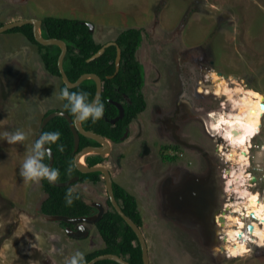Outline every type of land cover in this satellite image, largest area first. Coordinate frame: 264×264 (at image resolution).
<instances>
[{
	"label": "rangeland",
	"instance_id": "374dc122",
	"mask_svg": "<svg viewBox=\"0 0 264 264\" xmlns=\"http://www.w3.org/2000/svg\"><path fill=\"white\" fill-rule=\"evenodd\" d=\"M47 15L94 24V38L102 43L114 40L129 27L142 28L144 41L138 57L146 65L148 92L158 77L169 82L176 69L187 80L196 77V83L204 74L207 81L206 76L215 71L232 86L238 81L264 94V0H0V22L4 24ZM61 83V78L47 72L38 46L25 35L0 34V133L21 129L28 134L24 142L14 145L0 140V264H65L77 251L85 254L105 246L96 225L91 226L87 238L76 239L58 221L46 219L40 212L41 181L24 182L17 188L12 180L20 175L10 159L18 160V153L26 155L37 140L46 113L63 107L64 101L58 99ZM200 91L205 93L202 84ZM201 97L215 108L213 115L207 116L208 122L214 130H221V116L227 112L230 97L214 93ZM262 118L263 127L253 137L259 145L251 150L253 171L246 174L259 177L258 184L251 181L249 188L260 191L264 198V172L260 171L264 164V114ZM143 126L146 129V124ZM140 163V159L134 163V172L124 181L137 197L152 264H264V246L253 243L247 255L230 258L223 241L216 244L211 256L165 223L156 198L163 171L161 157L155 151L151 158L155 174L150 179ZM81 184L73 187L96 198ZM231 196L236 198L235 193ZM253 221L255 234L260 224Z\"/></svg>",
	"mask_w": 264,
	"mask_h": 264
},
{
	"label": "flooded vegetation",
	"instance_id": "af4514ba",
	"mask_svg": "<svg viewBox=\"0 0 264 264\" xmlns=\"http://www.w3.org/2000/svg\"><path fill=\"white\" fill-rule=\"evenodd\" d=\"M111 41L117 43L116 38ZM138 52L136 59L144 66L145 72V82L140 89L145 104L136 115H130V119L127 115V109L134 104L132 97L121 92V96L117 95L121 97L120 100L109 99L117 107V114L111 119L107 118V120L112 125L122 121L125 129L119 141L103 136L110 142L111 150L105 156L98 154L103 158V161L96 165L108 168L112 175L113 186L117 183L134 195L129 190L132 187L124 179L129 173L134 172L136 166L134 163L139 159L141 161L140 168L146 170L148 174L146 178L150 179L149 176L155 174V167L151 163V158L156 151L160 155L163 165V171L156 188V198L159 202L158 211L162 219L171 227H176L178 233L185 235L186 239L190 240L197 248L214 256L215 246L224 241L222 236L226 232L221 218H226L227 214L231 213L229 203L235 197L231 196L228 186L231 176L229 171H231L232 166L228 163L225 152L221 150L222 145L228 144L223 139L224 137H221L220 130H214V126L207 120V116L211 113L213 115L214 106L204 103L201 97L202 94H207L206 91H204L205 93L200 91V86L204 83L202 81L204 79L206 81L205 74L196 83V77H189L191 79L187 80L179 74L178 70L173 69L175 72L170 75L169 82H161L160 77H158L148 92L146 88V65L139 59ZM178 69L181 70L182 68L179 67ZM153 99H157V101L154 102ZM64 104L62 108H55V111H64ZM120 106L123 107L124 113L121 112ZM143 114H147L145 119L139 121ZM222 114L221 117L223 118L225 112ZM143 124H146V129H144ZM135 128L136 130H134ZM222 142L224 144H220ZM90 145L99 146L101 144H88L86 146ZM258 146L253 142L251 150L255 147L258 148ZM249 155L251 158V152ZM146 160L149 161L146 162ZM248 171L252 172V167H248L247 173H249ZM76 176H79L80 179L72 184L73 186L82 182L81 187H84L88 193L96 195V198L91 199L90 196H84L79 191L84 200L93 207L92 213L86 216L99 213L100 208L94 206L95 202L105 206V215L110 209L109 201L111 202L105 175L102 173V180L97 182L84 180L80 175ZM139 177L138 175L137 178ZM100 190L101 192L98 193ZM98 196L102 197L99 198ZM70 224L72 229H77V224ZM85 225L89 228L90 233L92 225L97 227V223H85ZM66 228L64 227L65 231Z\"/></svg>",
	"mask_w": 264,
	"mask_h": 264
},
{
	"label": "trees",
	"instance_id": "16d2710c",
	"mask_svg": "<svg viewBox=\"0 0 264 264\" xmlns=\"http://www.w3.org/2000/svg\"><path fill=\"white\" fill-rule=\"evenodd\" d=\"M4 23L0 22V26ZM42 31L46 38H60L67 42L68 52L65 57L64 67L71 81H76L84 73H96L103 80V92L100 102L104 104L105 112L102 119L93 123L91 120L83 122L87 130H93L102 136L119 141L124 134V123L118 122L112 125L107 118L111 119L117 114V107L109 99L120 100L121 92L128 94L133 99V105L127 109V115H136L145 104V100L140 94V89L145 82L144 66L136 59V53L140 49L144 33L142 28L129 27L123 30L116 38L117 44L122 49L121 67L115 76L117 45L109 46L104 54L89 61L95 53L106 43L98 42L94 38V33L90 31V26L86 21L55 15H47L42 18ZM7 32H19L26 36L29 42L38 46L41 60L47 72L53 76L61 78L59 69V56L61 47L58 45H42L34 35L33 25L13 28ZM68 87L63 81L60 90ZM69 88V87H68ZM70 92L86 91L89 93L88 100L92 102L97 91L96 81L93 79L85 80L80 86L69 88ZM119 95V96H117ZM65 103L67 101L65 100ZM73 118L74 114L69 109H63ZM55 111L49 110L46 115ZM45 115V116H46ZM127 123V121H126ZM59 131L60 138L55 143H47L55 152V164L53 169L59 170V176L56 181L63 182L71 179L76 175L82 176L84 180L100 181L102 180L101 172L83 173L75 165V137L67 118L57 116L53 118L46 126L43 133ZM88 144H98L97 141L81 135V147ZM57 145H63V152L58 150ZM49 156H45V163L49 164ZM90 166L96 165L103 161L98 155H90L86 159ZM42 188L46 198L42 202L40 212L45 215H67L70 217H82L92 213V205L84 200L82 194L77 191L73 185L57 186L42 180ZM115 194L124 212L130 216L140 227L143 226V216L138 207L136 197L129 193L124 187L115 183ZM69 190L73 193V202L68 205L66 194ZM110 209L97 222V228L104 239L105 246L92 250L84 254L83 264H87L94 257L105 253H116L131 264H143V250L140 240L133 228L118 213L112 203L109 201ZM61 226H70V223L61 221ZM96 264H119L112 260H101Z\"/></svg>",
	"mask_w": 264,
	"mask_h": 264
},
{
	"label": "bare ground",
	"instance_id": "6f19581e",
	"mask_svg": "<svg viewBox=\"0 0 264 264\" xmlns=\"http://www.w3.org/2000/svg\"><path fill=\"white\" fill-rule=\"evenodd\" d=\"M206 77L208 81L211 80L202 84L207 94L230 97V107L221 120L222 128L220 126L221 137H224L228 145H223L221 150L230 161L228 163L235 164L229 171L231 176L228 186L230 193H235L236 198L230 204L234 211H230L222 223L226 231L223 249L233 257H242L252 251L251 244L264 245V198L260 191L249 188L253 178L246 174L251 162L249 153L253 137L256 130L261 129L259 124L262 125L264 94L238 81L232 86L225 76L215 71ZM249 220H256L260 224L257 233L254 234L253 228L250 230ZM240 233L243 235L240 236Z\"/></svg>",
	"mask_w": 264,
	"mask_h": 264
},
{
	"label": "water",
	"instance_id": "95a60500",
	"mask_svg": "<svg viewBox=\"0 0 264 264\" xmlns=\"http://www.w3.org/2000/svg\"><path fill=\"white\" fill-rule=\"evenodd\" d=\"M26 24H32L33 25L35 38L40 44L46 45V46L58 45L61 47L62 51H61V54L59 56L58 64H59V69H60L64 83L69 88H75L77 86H80L85 80H88V79L95 80L96 84H97V91H96L95 98L93 99L92 102H95L97 100L99 101L101 96H102V92H103V80H102V78L96 73H84L83 75H81L78 78V80H76L74 82L71 81L70 78L68 77V74H67L65 67H64L65 57H66V54L68 52L67 42L60 39V38H56V37L46 38L43 35V31H42V19H40V18H27V19L16 20V21H12V22L3 24L2 26H0V34L7 32L13 28L24 26ZM86 24L90 26V31L92 33H94V29H95L94 24H92L90 22H86ZM114 44L117 45V49H118L117 58H116V71H115V74H117L120 70L121 60H122V49L117 43H114L112 41L105 43L98 50L97 53H95L91 58H89V61H93V60L101 57L104 54V52L106 51V49L109 46L114 45ZM220 74L222 75V73H220ZM211 85H212V83L209 86H211ZM205 86L207 87L208 85H205ZM116 104H118V103H116ZM120 107H121V112L124 113L123 107L122 106H120ZM262 108L264 109V97H263V102H262ZM57 116H63L65 118H67V120L70 123L71 129L74 133V137H75V149L74 150L76 152V154H75V165H76V167L78 168L79 171L84 172V173L102 172L105 175L104 178L106 180L108 193H109V196H110V199H111L113 206L118 211V213L125 219V221L136 232V234L140 240L142 250H143V260H144L143 264H151L150 248H149L146 236L143 232V229L130 216H128L124 212V210L120 206L118 200L116 199L115 192H114V186H113V179H112V175H111L110 171L105 166H101V165L90 166L86 162V156H88V155L102 154L105 156L107 153H109L111 150L110 142L106 138H104L102 135H100L99 133H97L93 130L85 129V127L83 126V122L78 123L76 121V118H73L69 113H67L65 111H61V110L53 111L44 117V119L42 120V123L40 125L39 131L37 133V139H39L40 135L43 134L48 123L53 118H55ZM115 120H113V121H115ZM259 125H260V127H262L261 123ZM81 135L86 136L88 138H91V139L97 141L98 143H100L101 145H99V146L90 145V146L84 147L83 149H80ZM44 147L51 149V156L49 157L50 161H49L48 165H49V167L53 168V166L55 164V152L47 144H45ZM79 179H80L79 176H75V177H73L67 181H63V182L55 181V182H53V184L57 185V186H70V185L74 184L75 182H77ZM252 181H256V177H254L252 179ZM44 199L41 201L40 209H41V205H42V202L44 201ZM94 206H97L98 208H100V211H99V213H97L93 216L70 217L67 215H45V214H43V215L46 217L47 220L58 221V222L64 221L67 223L77 224V229H75V230L72 229L70 226H67V228H66L67 233L70 236H73L75 238H86L90 234V230L85 225V223H89V224L97 223L103 217L104 212L106 210L105 206L102 203H99V202L96 203L95 202ZM221 220L224 221L225 219L221 218ZM249 228L251 230L253 228V224H250ZM239 235L242 236L243 234L240 233ZM101 260H112V261H115L119 264H131L128 260H126L125 258H123L122 256H120L116 253H105V254L98 255V256L94 257L92 260H90L87 264H96L97 262H99Z\"/></svg>",
	"mask_w": 264,
	"mask_h": 264
},
{
	"label": "clouds",
	"instance_id": "9594fccd",
	"mask_svg": "<svg viewBox=\"0 0 264 264\" xmlns=\"http://www.w3.org/2000/svg\"><path fill=\"white\" fill-rule=\"evenodd\" d=\"M89 93L86 91L70 92L68 87L60 90L58 99L67 101L64 107L69 109L74 114L76 121L85 122L91 120L93 123L100 120L104 116L105 107L100 101L89 102ZM61 133L59 131L46 132L40 135L39 139L35 140L31 148L27 151L22 164L20 165L19 175L25 183H39L42 180H47L53 183L59 176V170L49 167L45 163V156H51V149L45 148L47 143H55L59 140ZM28 138V134L16 129L14 132L5 131L0 133V140L7 142L8 145L22 143ZM58 150L63 152V145H57ZM68 205L73 202L72 190L66 194ZM84 254L77 251L70 259L66 260L65 264H83Z\"/></svg>",
	"mask_w": 264,
	"mask_h": 264
},
{
	"label": "crops",
	"instance_id": "0c3cea01",
	"mask_svg": "<svg viewBox=\"0 0 264 264\" xmlns=\"http://www.w3.org/2000/svg\"><path fill=\"white\" fill-rule=\"evenodd\" d=\"M19 154H21V153H18L17 155H18V160H15V158L13 157L12 159H10L11 160V162H10V165L12 164V165H16V167L17 168H19L20 169V165L22 164V161H23V159H24V157H25V155L24 154H21L20 156H19ZM20 160V161H19ZM13 181H15V186L17 187V188H19V186L21 185V183H22V185L24 184V181H23V179L21 180V177L20 178H13L12 179ZM32 184V183H31ZM30 184V185H31ZM43 192V195H41V197H43L42 198V200L46 197L45 195V192L44 191H42ZM152 264V263H151Z\"/></svg>",
	"mask_w": 264,
	"mask_h": 264
},
{
	"label": "built area",
	"instance_id": "2783aa9c",
	"mask_svg": "<svg viewBox=\"0 0 264 264\" xmlns=\"http://www.w3.org/2000/svg\"><path fill=\"white\" fill-rule=\"evenodd\" d=\"M263 127V126H262ZM262 129V128H261ZM258 134V133H257ZM260 171L261 172H264V164L263 165H260ZM254 177H256V182H254V181H252L253 183H255L254 185H257L258 183H257V179L259 178L258 176H256V175H254L253 173H250V178H254ZM261 179H263L264 180V173H263V178L261 177ZM232 203H234V202H232V200L230 201V203L229 204H232ZM230 211L232 212V211H234V207H233V205H231V208H230ZM251 219H253V218H251ZM249 222H250V224H253L254 223V221L253 220H249ZM248 223V222H247ZM245 231H247L246 229H244ZM222 238H223V236H222ZM225 254H227V256L228 257H233V256H231L228 252H226L225 251Z\"/></svg>",
	"mask_w": 264,
	"mask_h": 264
}]
</instances>
